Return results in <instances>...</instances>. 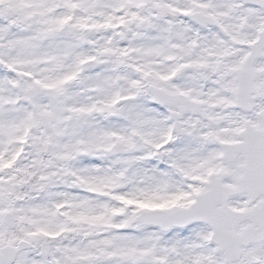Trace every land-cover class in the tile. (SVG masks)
I'll return each instance as SVG.
<instances>
[{
  "label": "snow or ice",
  "instance_id": "1",
  "mask_svg": "<svg viewBox=\"0 0 264 264\" xmlns=\"http://www.w3.org/2000/svg\"><path fill=\"white\" fill-rule=\"evenodd\" d=\"M0 264H264V0H0Z\"/></svg>",
  "mask_w": 264,
  "mask_h": 264
}]
</instances>
